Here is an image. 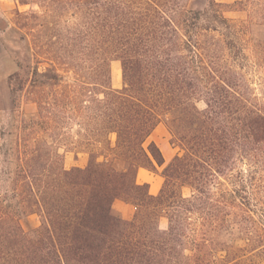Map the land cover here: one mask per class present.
Wrapping results in <instances>:
<instances>
[{
    "label": "trees",
    "instance_id": "16d2710c",
    "mask_svg": "<svg viewBox=\"0 0 264 264\" xmlns=\"http://www.w3.org/2000/svg\"><path fill=\"white\" fill-rule=\"evenodd\" d=\"M18 2L30 8L8 78L17 125L0 143V264L264 262V0ZM162 122L181 149L167 164L146 144ZM61 144L88 163L66 168ZM161 166L152 193L139 170Z\"/></svg>",
    "mask_w": 264,
    "mask_h": 264
},
{
    "label": "rangeland",
    "instance_id": "374dc122",
    "mask_svg": "<svg viewBox=\"0 0 264 264\" xmlns=\"http://www.w3.org/2000/svg\"><path fill=\"white\" fill-rule=\"evenodd\" d=\"M223 2H233L235 0H218ZM203 0H192V5H200ZM30 8L29 5H21L18 0H0V143H4L5 135L7 132L12 130L15 132V126L17 125V119L9 115L7 108L12 105V96L10 93V87L8 85L9 75L12 74L18 68V58H23L25 53V41L23 39V30L19 28L18 20L19 16L17 14V9L20 11H25ZM233 16H238V13H229ZM260 38L264 39V28L259 32ZM119 68V76L121 85L115 86L113 80V74L117 73V66ZM114 68V69H113ZM114 70V71H113ZM112 85L115 88H120L123 85L122 77V67L120 61L112 62ZM260 94L264 98V89H260ZM17 113L20 115L27 111L28 107L25 103H18ZM200 106H204L203 102L199 103ZM171 133L166 122L160 123L153 133L148 138L146 144L150 141H155L161 148L164 157L165 155L171 153V155H176L181 152L180 147L174 146L171 143ZM60 152L64 155V166L66 168H71L73 166H85L88 163L89 156L87 153H79L76 155L75 152L68 150L69 146L61 144ZM173 158V157H172ZM163 166L158 167V172H153L149 170L151 175V181L154 183L155 191L156 187L159 190L163 184L164 178L162 176ZM138 180L144 181L145 175L143 170L138 174ZM187 193L188 190H185ZM130 204V203H129ZM133 211L127 218L130 219L134 216L136 208L134 205L130 204ZM115 211L125 217L117 205L114 204ZM129 216V217H128ZM21 224L25 231L32 232L37 227L42 224V216L38 213L26 214L21 218ZM168 221L166 218H162L160 221V226L166 228ZM250 264H264V262L259 257H254L248 261Z\"/></svg>",
    "mask_w": 264,
    "mask_h": 264
},
{
    "label": "crops",
    "instance_id": "0c3cea01",
    "mask_svg": "<svg viewBox=\"0 0 264 264\" xmlns=\"http://www.w3.org/2000/svg\"><path fill=\"white\" fill-rule=\"evenodd\" d=\"M117 66V73L113 74V80H114V84L115 86H120L121 85V81H120V76H119V71H118V64L115 65V67ZM114 69V68H113ZM114 71V70H113ZM175 156V155H174ZM173 155H171V153L167 154V156L165 155V164H167L171 159H172ZM143 170L144 175H145V180L144 181H140V182H148L150 184V190L152 193H157L159 191V187L155 188V191H153L152 189H154V183L151 181V175L149 173L148 169L145 168H141L139 170V173ZM115 205L118 206L119 210L125 214L124 218H127V215H130L131 212H134L131 205L121 199H117L114 202ZM129 217V216H128Z\"/></svg>",
    "mask_w": 264,
    "mask_h": 264
}]
</instances>
